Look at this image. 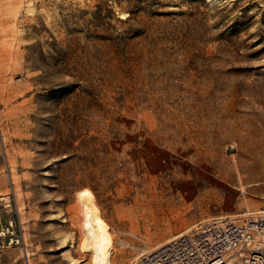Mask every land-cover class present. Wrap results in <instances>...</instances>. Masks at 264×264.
I'll return each instance as SVG.
<instances>
[{"label": "rangeland", "instance_id": "374dc122", "mask_svg": "<svg viewBox=\"0 0 264 264\" xmlns=\"http://www.w3.org/2000/svg\"><path fill=\"white\" fill-rule=\"evenodd\" d=\"M82 192L110 264L264 211V0H0V264H91Z\"/></svg>", "mask_w": 264, "mask_h": 264}, {"label": "built area", "instance_id": "2783aa9c", "mask_svg": "<svg viewBox=\"0 0 264 264\" xmlns=\"http://www.w3.org/2000/svg\"><path fill=\"white\" fill-rule=\"evenodd\" d=\"M13 234L0 241V252ZM139 264H264V211L199 222L144 254Z\"/></svg>", "mask_w": 264, "mask_h": 264}, {"label": "bare ground", "instance_id": "6f19581e", "mask_svg": "<svg viewBox=\"0 0 264 264\" xmlns=\"http://www.w3.org/2000/svg\"><path fill=\"white\" fill-rule=\"evenodd\" d=\"M82 193L79 197L82 201L81 226L84 240L90 250V263L110 264L109 252L112 248L110 227L102 217L95 199L85 192ZM131 264L137 263L133 261Z\"/></svg>", "mask_w": 264, "mask_h": 264}]
</instances>
